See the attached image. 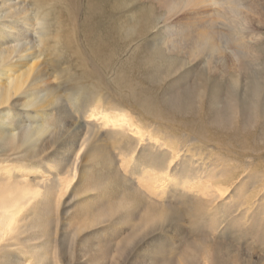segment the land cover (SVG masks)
<instances>
[{
    "label": "bare ground",
    "instance_id": "obj_1",
    "mask_svg": "<svg viewBox=\"0 0 264 264\" xmlns=\"http://www.w3.org/2000/svg\"><path fill=\"white\" fill-rule=\"evenodd\" d=\"M24 1L10 4L0 11L2 12L0 37H3L4 33L12 34L11 38H8V35L2 39V42L0 41V110L2 112L7 110L3 119L14 130L10 137H4L2 134L4 129H0L1 142L3 139L13 141L17 149L25 147L34 157V154H37L34 153L35 145L40 137L46 135L57 124L64 128L67 127L66 125L71 126L83 136L78 143L77 153H74L73 172L66 185H71L77 177L79 173L76 167L77 161L91 137L105 131L112 136L123 135L126 143H134L135 151L140 148L138 157L133 160L135 166L139 167V172L142 169L137 158L145 156L150 163L147 172L154 174L156 172L152 169L153 166L163 167L154 162L164 164L163 162L169 161L166 162L167 168L164 171H168L166 177L170 179L167 183L162 180L163 182L153 185L149 192L155 196L159 195L162 198L167 190H170V193L178 190L183 192L189 187V183L192 185L199 181H206L208 187L213 184L236 186L233 194L238 197L245 195L244 186L253 187L256 184L264 186V28L262 27L264 14L260 13L257 7L244 8L242 2L238 0L239 3L235 0H222L220 3V0H217L220 13H211L209 9L205 16L201 15L199 18L197 16V19L193 17L195 20L191 24L165 25V29L160 34L153 35L152 41H149L144 40L145 35L153 27L152 25L159 23L161 19L156 15L157 9L172 15H176L181 9H186L184 10L186 13L193 14L190 12L191 9L210 8L215 0H161L159 3L161 5L157 8L150 5L147 9H139L138 15L125 14L123 18L115 16L119 15L118 11H120L118 10L120 6L115 0H85L84 4H80L83 0H65L62 9L66 12L65 19L56 23L58 18H52L55 20L53 22L56 23L57 30L56 32L54 30L53 38L50 37L54 40L50 46L52 41L49 43V35L52 32L47 24L50 22L48 18L52 9L50 7L48 10L45 9L46 0H32L35 12L31 13L23 4ZM121 5L124 6L123 3ZM187 6L190 9L186 8ZM248 12L252 18L247 17ZM77 19H82L77 25L80 34L77 33L83 36L87 43L82 50L77 47L80 62L85 67H89L84 71L83 76L89 80L94 79L90 83L93 84L94 89H97L96 91H99V84L102 83V72L111 69L115 55L127 45L122 42L129 43L133 39H142L143 42L138 52L134 51L132 56L130 54L131 57L125 66L118 73L117 70L114 71L117 74L116 85L118 83L125 88V92H118L121 98L109 103L108 108L102 106L88 108L86 104L83 105L80 109L82 118L75 122L68 113H65L62 94L56 88L47 87L49 84H44L46 68L42 64L47 65L45 55H60L62 47L67 46L70 49L75 47L72 41L75 32L74 30L67 32L66 26L70 24L75 26L73 21ZM135 70L142 72L144 78L141 77L136 81ZM171 76H174L172 86L157 89L142 87L145 81L155 84L161 78ZM72 88V94L75 96L70 97V100L74 101L78 94H84L83 91L81 93V86L74 85ZM158 104L163 105L164 108H154V106L158 107ZM130 106L137 107L143 113L161 121L168 118L174 120L177 124H175L176 131L188 138L184 139L187 144L185 148L181 145V148L175 146L177 149L166 148L163 140L159 143L157 137H153L132 121L128 109L124 108ZM68 118L71 120L67 122ZM164 124L169 126L166 122ZM209 147L211 150L208 154L213 159L208 164L204 162L196 164L197 154L194 156L188 154V157L187 154L181 157V153L179 154V151L184 149L185 153L192 150L200 154L203 148ZM169 153L172 157L179 158V162L172 163L171 157L162 159ZM103 155L98 162L102 165L111 163V160ZM206 160L208 162V159L204 161ZM2 163H0V264H42L45 261V255L41 250L44 240L39 241V234H42L41 230L45 231L49 213V208L44 206V203L52 194L53 187L56 188L54 184L57 180L49 178L48 175L35 178L34 173L38 166L33 164L10 165L5 162L4 165ZM177 167L176 172L171 173L169 170ZM108 177L109 175L105 177L96 174L85 179L83 183L101 191L107 188V184L110 185L107 182ZM154 178L159 180L156 179L159 176ZM122 184L124 190H132L134 196L146 198L140 188L132 183L124 180ZM65 188L68 189L66 186ZM259 191L258 189L255 193ZM224 193L225 189L221 186L214 190L203 191L208 200L217 196L222 197ZM39 196L44 202L37 200ZM157 204L147 201L144 206L147 212H150ZM242 204L243 202L240 203ZM124 207V202L116 207L106 206L103 207L102 213L109 215L112 211L114 215L116 210ZM23 211L25 214L22 213ZM130 212L125 214L122 212L123 218L129 217ZM256 219L258 220L256 216L253 217V223ZM39 227L41 230H38ZM190 254H187L188 264H194L195 257Z\"/></svg>",
    "mask_w": 264,
    "mask_h": 264
},
{
    "label": "rangeland",
    "instance_id": "obj_2",
    "mask_svg": "<svg viewBox=\"0 0 264 264\" xmlns=\"http://www.w3.org/2000/svg\"><path fill=\"white\" fill-rule=\"evenodd\" d=\"M20 1L22 0H3L2 3V0H0V11H3L10 4ZM115 1L120 6L118 9L120 10L118 11L120 16L116 14V18H123L122 16L125 14L131 15L134 13L138 15L137 12L139 9H147L150 5H153V8H157L161 5L159 4L161 0ZM235 1L242 2L244 8L255 6L260 13L264 14V0ZM84 3L85 0L80 4ZM122 3L125 7L121 5ZM23 4L31 13L35 12L32 0H25ZM45 4L46 10L49 9L48 7L52 9L50 10L48 18V21L52 22H48L47 25L53 33L54 30L55 32L57 30L56 23L65 19L64 14L66 12L62 10L65 5V0H46ZM213 4L211 3L210 8H196L199 12L196 9H191L190 12L193 14L186 13L184 11L186 9H181L176 15L167 14L164 10L160 11V9H157L156 15L161 19L159 23L152 25L153 27L149 29L144 40L148 39L152 41L153 35L160 34L165 29V25L191 24L195 20L194 18L197 19V16L198 18L201 15L205 16V13L209 9L211 13H220V5L217 0ZM247 15H249L247 16L249 18L250 13L248 12ZM52 18L58 19L55 21ZM53 21L56 23L54 24ZM81 22L82 19L74 20L73 24L75 23L76 27L71 24H66L68 26L65 25L67 32L71 30L75 32V37L72 40L75 47L70 49L67 46H61L63 50L60 49L62 53L60 55L62 56L58 54L51 56L45 55L44 53V59L47 60H44L46 62L44 63L47 65L42 64L46 68V79L44 81L46 83L44 84H49L47 87L56 88L62 94L65 113H68L75 122L82 118V110L80 113V109L83 105L86 104L88 108L100 106L108 108L109 103L111 104L114 100L121 98L118 92H125V88L118 83L116 85V73L125 66V63H127L134 51L138 52V48L143 42L142 39H133L129 43L122 42L127 45H124L125 48L115 55L111 69H107V72L105 70L102 72V83L99 84V91H96L97 89H94L93 84L90 83L94 79L89 80L83 76L84 71L88 70L89 67L82 65L78 56L77 47L82 50L87 46L83 36L79 35V26L77 25ZM262 22L264 24V20ZM220 25L221 23L219 24V28ZM55 27L56 29H54ZM262 27L264 28V25ZM55 32L53 34L51 33L49 38H53L52 36ZM8 35L4 33L3 37H0V41L2 42V39ZM11 35L8 38H11ZM51 38L49 39V43L52 41L50 46L54 41ZM116 70L117 72L115 73L114 71ZM134 75L136 81L140 80L141 77L142 79L144 78L143 73L137 70L134 71ZM173 79L174 76L166 77L165 79L163 77L159 82L156 81L155 84L151 81H145L142 87H154L156 89L158 87H169L172 86ZM74 85L81 86V93L83 91L84 94H78L79 96L75 97L76 99L73 101L70 100V97L73 98L75 96L72 94V87ZM124 108L128 109L127 112L133 122H136L140 128L149 132L153 137H157L158 142L160 141L159 143H162L163 140V143H166H164L166 148H175V146H179V148L183 146L185 148L187 145L185 140L188 138H185V135L183 137V134L176 131L177 124L174 120L168 118L169 120L163 119L161 121L157 118H152L134 106ZM154 108L162 109L164 106L158 104V107L154 106ZM6 111L2 112L0 110L2 112L0 113V129H4L2 133L4 137H10V134H13L14 130L3 119L4 116L6 117ZM56 116L58 117V115ZM62 117L64 118V116ZM68 119L67 122L71 120ZM164 122L168 123L169 126L165 125ZM66 126L68 128L60 127L57 124V126L53 127L54 130L51 129V131L44 135L45 137H40L35 145L34 153L37 154H34V157H32L31 152L26 151L25 147L17 149L15 142L6 139H3L1 142L0 140V163L3 162L2 164L4 165L33 164V166H38L37 171L34 173L36 174L35 178L48 175L49 178L57 180L54 184L56 188L53 187L54 191H51L52 194L46 200L47 202L44 203V206H48L49 208L45 231H42L41 227L38 228L42 232V234H39V241L43 242L44 240V244L41 245V250L45 255V261L42 264H162L163 262L169 264H188L187 254L191 252L193 254L190 255L195 257L194 264L196 261L197 264H264V186L262 184H256L253 187H242L245 195L238 197L233 194L236 186L213 184L211 187H208L206 181H199V183H193L192 185L189 183V187L183 192L178 190L170 193V190H167L164 193V197L161 198L159 195L155 196V194L149 191L152 190L153 185L158 182L160 183L162 180L166 183L168 182L170 179L166 177L168 176L166 175L168 171L164 170L167 168L166 162L169 161L163 162L164 164L154 162L159 164V166H163L162 168L157 167V165L153 166L152 169L156 172L154 174L147 172L149 170L148 167H150L148 164L150 163L147 162L145 156L137 158L142 169L139 172V167L135 166L133 160L136 156L138 157L140 148H137L135 151L133 149V146H135L134 143H126V138L122 137L123 135L112 136L108 135L105 131H101L96 136L91 137L89 144L81 152L76 165L79 170L77 172L79 173H77V177L72 181L71 185H66L67 181L69 182L71 179L74 156L78 150V143L83 136L80 132L73 130L71 126ZM168 144H171V146L169 147ZM210 150V147L203 148L199 154L192 150L186 151L185 153L184 149V151H179V154L181 153L180 157L186 154V157L197 154L196 159L194 158L196 164L198 162L208 164L213 159L208 154ZM201 153H203L202 156ZM102 155L104 157L107 156L109 161L111 160V163L100 164L101 162H98V159ZM170 157L173 160L172 163L176 164L179 162V158L176 156L172 157L170 153L166 154L162 159ZM205 159H208V162L207 160L204 161ZM158 168L160 169L158 170ZM177 169L178 167L176 169L169 168L171 173L176 172ZM108 171L110 173L112 172V174ZM248 171L244 172L247 173ZM96 174L105 177L109 175L107 182L110 185L107 184L106 189L100 191L83 183L85 179ZM147 174L149 178L148 176L146 177ZM154 176H159V178H156L159 180H155ZM142 177L146 178L142 179ZM31 178L34 177L31 176ZM124 180L140 188L144 195H146V198L134 196L132 190H124L125 187L122 184ZM154 181L156 182L154 183ZM220 186L222 189H225L222 197L217 196L215 199L208 200L203 194L204 190H214ZM203 188L205 189L203 190ZM258 189L260 191L256 194L255 192ZM37 200L42 201L43 199L39 196ZM147 201L158 204L156 207L154 206L153 210L147 212L144 206V203L146 205ZM204 201H206L205 203L207 205ZM121 202L125 203L124 208L116 210L114 215L112 211L109 215H103V207H116ZM242 202L243 204L240 205ZM122 212L124 214L130 212L129 217L123 218ZM22 213L25 214V211ZM256 213L257 215H255ZM255 216L258 220L256 219V222L253 223V217Z\"/></svg>",
    "mask_w": 264,
    "mask_h": 264
}]
</instances>
